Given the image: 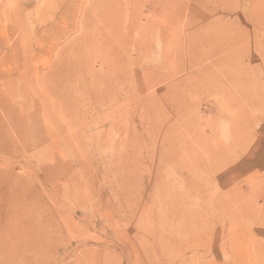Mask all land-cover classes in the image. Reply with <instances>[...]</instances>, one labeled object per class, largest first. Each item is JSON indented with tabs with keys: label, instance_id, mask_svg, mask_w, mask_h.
<instances>
[{
	"label": "rangeland",
	"instance_id": "1",
	"mask_svg": "<svg viewBox=\"0 0 264 264\" xmlns=\"http://www.w3.org/2000/svg\"><path fill=\"white\" fill-rule=\"evenodd\" d=\"M37 76L72 140H13L0 167L33 175L62 234L0 264H264V0H0L2 101L26 102ZM47 149L68 197L47 198ZM177 225L205 246L174 253Z\"/></svg>",
	"mask_w": 264,
	"mask_h": 264
},
{
	"label": "bare ground",
	"instance_id": "2",
	"mask_svg": "<svg viewBox=\"0 0 264 264\" xmlns=\"http://www.w3.org/2000/svg\"><path fill=\"white\" fill-rule=\"evenodd\" d=\"M11 47V46H10ZM18 50V49H17ZM80 51V50H79ZM13 52V51H12ZM19 52V51H18ZM81 52V51H80ZM13 58V57H12ZM4 59V58H3ZM15 60V59H14ZM7 61V60H6ZM83 64V63H82ZM85 66V64H83ZM10 66V65H9ZM83 66V68H84ZM20 67V66H19ZM7 68V67H6ZM18 68V67H17ZM82 69V68H81ZM11 70V69H10ZM10 72V71H9ZM3 74V73H2ZM1 74V75H2ZM11 74V73H10ZM8 73V75H10ZM7 75V74H6ZM3 77V76H2ZM37 78L34 79V83H36V85L38 84V89L37 91H31L29 93L25 92L23 95L25 96H29V99H27V101L24 103L20 102L18 104H16L15 106L13 104H6L5 103V99L4 102L2 101V97H0V152L5 154H10L13 151L8 148V146H11V142L14 140H18L17 143L20 142V145L26 149V148H32V147H36L37 145H39L42 141H45V138L47 139H53L52 144H50V148H52V146H54V148H58L59 149V142H61V140L66 143L67 141H70V139L72 140V138L69 137L70 139H68L67 137H64L66 139H61V140H57L58 134L63 130V126L65 128L68 127L70 125V123L65 122V125H62L60 122H55V123H50L52 122L51 120H47V116L52 117L54 116V114L57 113H61L62 112V105L59 104V97L60 95H58V92L60 91L59 87H48L46 88V84L44 82L43 76L42 78H40L39 76H37ZM56 78V77H55ZM57 84V82H56ZM54 88V89H53ZM1 89V88H0ZM3 90V89H2ZM2 92V91H1ZM15 92L16 91H12L9 90V95L11 100H14L15 97ZM20 93V92H18ZM61 93V92H60ZM1 95V94H0ZM20 96V95H19ZM22 96V95H21ZM19 98V97H18ZM26 98V97H25ZM9 99V98H8ZM51 100L50 103L48 104V100ZM34 100V101H33ZM35 100L41 102L40 107L35 104ZM19 101V100H18ZM42 104H44V106H47V108L45 107V110L43 111L42 109ZM46 104V105H45ZM41 110V112L43 113V115H45L43 117L42 114H40V117L42 116L43 122H39L38 119L35 118V112H37V107ZM36 107V108H35ZM14 109L16 110H20L21 115L16 116V113L14 111ZM39 110V111H40ZM19 112V113H20ZM45 113V114H44ZM39 114V113H38ZM39 116V115H38ZM40 117H38L40 119ZM46 117V118H45ZM79 134V133H78ZM31 136H33L31 138ZM74 138V137H73ZM44 139V140H43ZM50 139V140H51ZM74 140V139H73ZM42 147V146H41ZM44 147V146H43ZM13 148V147H11ZM60 150V149H59ZM65 150V149H64ZM16 153V152H15ZM45 153H48V160L50 161L48 165H45L43 167L44 171H43V179L45 180L46 183H50L51 188L50 190V197L47 198H53V196H56L57 194H59V196L66 194L67 195V188L68 186L66 185L65 189L63 187H61L58 183H55V180L57 177L64 176L63 172L64 170H62L61 163H59V160H56L55 156L53 157V155H51L50 151L48 152V149L45 151ZM1 154V153H0ZM47 154V155H48ZM11 155V154H10ZM34 155V154H33ZM5 157V156H4ZM24 158V157H23ZM5 164L2 166V168L0 167V198L3 199V205L5 206V210H6V216H7V222L8 223H4L6 225L7 230L5 231L6 233H4V235L2 236L3 238H0V263L3 262L2 260V256H6L9 258L14 257L15 258H20V257H24V256H38L39 254L44 252V249H46V247L44 246V242L46 243L47 241L53 240L54 238L58 237L60 234H62V228H60L59 226V220H57L56 218V212H55V207L54 206H49L47 205L45 202L46 199H41L42 197V193L39 188L36 186L35 183L32 182V177H30L32 174L29 173L27 176H19L21 174H15L13 172V170L11 169V165H9V161H4ZM14 167V166H13ZM118 169V168H117ZM70 172V171H69ZM65 173V172H64ZM66 174V173H65ZM24 175V174H23ZM33 176V175H32ZM114 176V175H113ZM72 178V177H71ZM42 179V180H43ZM59 179V178H58ZM68 181L70 180L71 182L74 180L73 178L67 179ZM60 182V181H59ZM158 182V181H157ZM61 183V182H60ZM69 183V182H67ZM75 183L74 181L72 182V191L74 193H72V191H68V194H71L72 196H74L75 192V187L76 185L73 184ZM154 183V182H153ZM47 185V184H46ZM64 186V184H62ZM43 190V189H42ZM46 190L48 191V189L46 188ZM158 191V190H157ZM47 193V192H46ZM60 196V197H61ZM68 197V195H67ZM66 198V197H65ZM71 198V197H70ZM68 199V198H67ZM66 199V200H67ZM72 199V198H71ZM50 200V199H49ZM131 200V199H130ZM157 200V199H156ZM155 200V201H156ZM127 201V200H126ZM175 201V200H174ZM184 201V200H183ZM1 202V201H0ZM53 202L54 199H53ZM52 202V204H53ZM80 203V202H79ZM161 203V202H160ZM1 204V203H0ZM156 204V203H155ZM55 205V204H54ZM174 205V204H173ZM2 206V205H1ZM42 207V213L41 208ZM62 207V206H61ZM137 207V206H136ZM169 207V206H168ZM174 207V206H173ZM177 208V207H176ZM176 208H168V210L172 211ZM184 208V207H183ZM60 209V208H59ZM62 209V208H61ZM4 210V209H3ZM4 210V211H5ZM151 210V209H150ZM191 211V208L190 210ZM80 212V211H78ZM173 213V212H172ZM189 213V212H188ZM60 214V213H59ZM63 214V213H62ZM61 214V216H62ZM80 214V213H77ZM161 214V213H160ZM175 214V213H173ZM1 215V214H0ZM65 215V214H64ZM68 215V214H67ZM172 215V214H171ZM202 215V214H201ZM70 216V215H69ZM168 216V215H167ZM175 216V215H174ZM173 216V217H174ZM2 217V216H1ZM56 217V218H55ZM60 217V216H59ZM76 217V216H75ZM186 217V216H185ZM192 217V216H191ZM78 218V217H76ZM119 218V217H118ZM180 218V217H179ZM178 218V219H179ZM63 219V218H61ZM66 219V218H65ZM157 219V218H156ZM177 219V218H176ZM175 219V220H176ZM182 219V218H181ZM180 219V220H181ZM201 219V218H200ZM1 220V219H0ZM67 220V219H66ZM3 221V219L1 220ZM147 221V220H146ZM174 221V220H173ZM177 222H179L178 220H176ZM175 221V222H176ZM184 221V220H181ZM4 222V221H3ZM65 222V223H64ZM64 222H62L65 227V229L71 228V226L74 228L75 226V221L73 220V218H71V220H69V222H66L64 220ZM137 223V221H135ZM191 222V221H190ZM170 223H172L170 221ZM181 223V222H180ZM203 223V222H202ZM157 224V223H156ZM161 224V223H160ZM164 224V223H163ZM78 225V224H77ZM136 225V224H135ZM182 225V224H181ZM186 225V224H185ZM189 225V224H188ZM191 225V223H190ZM2 227V225H0ZM172 226V225H170ZM175 226V225H174ZM0 227V228H1ZM79 228V226H77ZM138 227V226H137ZM151 227V226H150ZM163 227V226H162ZM178 229V235L180 236L179 241H175L173 242V246L174 250L172 249V251H174V253H179L182 251H186V250H192V253H196L198 251V249L203 248L205 246V243H203L202 241L205 240H198L196 242H190L191 240H187L186 239V233L188 232L190 226H188V228L185 227H181L180 225L176 226ZM193 227V226H192ZM195 227V226H194ZM4 228V227H2ZM72 228V230H73ZM136 228V227H135ZM5 229V228H4ZM76 229V228H75ZM81 229V228H80ZM79 229V230H80ZM137 229V228H136ZM156 229V228H155ZM158 229V228H157ZM163 229V228H162ZM192 229V228H191ZM175 228H169L168 229V235H170L173 231H175ZM78 230H76L75 232H77ZM3 232V231H2ZM64 232V231H63ZM66 232V231H65ZM64 232V233H65ZM70 233H68V235L71 234V236L76 237L75 233H71V231H68ZM74 232V231H73ZM126 234V231H124ZM159 232V230H158ZM161 232V230H160ZM176 232V233H177ZM198 232V231H197ZM136 233V232H135ZM163 233V231H162ZM193 233V231H192ZM196 233V232H195ZM77 234V233H76ZM79 234V233H78ZM81 234V233H80ZM121 234V233H120ZM128 234V232H127ZM161 234V233H160ZM190 234V233H189ZM203 234V233H202ZM201 234V235H202ZM152 235V234H150ZM154 235V233H153ZM162 235V234H161ZM164 235V234H163ZM173 235V234H172ZM199 235V234H198ZM197 235V236H198ZM200 235V236H201ZM63 236V235H62ZM127 236V235H126ZM160 236V235H159ZM178 236V237H179ZM191 236V235H190ZM189 236V237H190ZM195 235V237H197ZM69 237V236H68ZM80 237V236H79ZM125 237V236H124ZM157 237V236H156ZM168 236H166V234L162 237V238H167ZM188 237V236H187ZM72 238V237H71ZM68 238V239H71ZM77 238V237H76ZM158 238V237H157ZM194 238V237H192ZM202 238V237H201ZM62 239V238H61ZM66 239V238H65ZM124 239V238H123ZM122 239V241H123ZM155 239V238H154ZM189 239V238H188ZM196 239V238H195ZM199 239V238H198ZM126 241V239H124ZM57 241V240H56ZM59 241V240H58ZM61 241V240H60ZM68 241V240H67ZM66 241V242H67ZM153 241V240H152ZM63 242V241H62ZM129 242V241H128ZM161 242V241H160ZM15 243H18L16 248L13 249L11 248V244L12 246L15 245ZM57 243V242H56ZM59 243V242H58ZM72 243V242H71ZM166 243V242H165ZM50 243H47V245ZM62 244V243H61ZM65 244V241L64 243ZM68 244V242H67ZM125 244V243H124ZM129 244V243H128ZM161 244V243H160ZM66 245V244H65ZM69 245V244H68ZM126 245V244H125ZM52 246V244L50 245ZM67 246V245H66ZM127 246V245H126ZM129 246L131 247L132 245L129 244ZM162 246V245H161ZM55 247V244H54ZM56 248V247H55ZM54 248V249H55ZM160 248V247H159ZM158 249V248H157ZM165 249V248H163ZM74 250V248H73ZM72 250V252L74 253V251ZM89 250V249H88ZM132 250V248H131ZM27 251L24 254H21V252ZM55 251V250H54ZM53 251V252H54ZM133 251V250H132ZM46 252V251H45ZM48 252V251H47ZM70 252V251H69ZM87 252V250H86ZM94 252V251H93ZM101 252V251H100ZM71 253V252H70ZM104 253V252H103ZM102 253V255H103ZM107 253V252H106ZM171 252H169L170 255ZM50 254V253H49ZM67 254V253H66ZM99 254V253H98ZM105 254V253H104ZM134 254V253H133ZM172 254V253H171ZM54 255V254H53ZM69 255V253H68ZM184 255V254H183ZM40 256V255H39ZM52 256V255H51ZM65 256V255H64ZM97 256V255H96ZM106 256V255H105ZM108 256V255H107ZM106 256V257H107ZM136 256V255H135ZM5 257V258H6ZM47 257V256H46ZM25 258V257H24ZM33 258V257H32ZM36 258V257H35ZM33 258V259H35ZM40 258V257H38ZM62 258V257H61ZM8 259V258H7ZM37 259V258H36ZM63 259V258H62ZM102 259V258H101ZM19 261V259H17ZM23 260V259H21ZM20 260V261H21ZM40 260V259H38ZM37 260V261H38ZM43 260V259H42ZM50 260V259H49ZM10 261V260H9ZM16 261V260H15ZM14 261V262H15ZM19 261V262H20ZM32 261V260H31ZM41 261V260H40ZM44 261V260H43ZM77 261V259H76ZM75 261V262H76ZM84 261V259H83ZM5 262V261H4ZM12 262V261H11ZM17 262V261H16ZM46 262V261H45ZM81 262V260H80ZM13 263V262H12ZM21 263V262H20ZM24 264V262H22ZM27 263V262H26ZM36 263V262H35ZM42 263V262H40ZM14 264V263H13ZM16 264V263H15ZM29 264V261H28Z\"/></svg>",
	"mask_w": 264,
	"mask_h": 264
}]
</instances>
